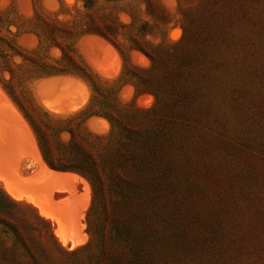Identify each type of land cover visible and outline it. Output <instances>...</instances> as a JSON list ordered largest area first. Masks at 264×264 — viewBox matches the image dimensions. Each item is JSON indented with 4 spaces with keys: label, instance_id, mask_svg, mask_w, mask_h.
<instances>
[{
    "label": "rangeland",
    "instance_id": "374dc122",
    "mask_svg": "<svg viewBox=\"0 0 264 264\" xmlns=\"http://www.w3.org/2000/svg\"><path fill=\"white\" fill-rule=\"evenodd\" d=\"M9 6L0 39L37 46L33 35L16 36L13 28L8 36L12 24L43 42L21 63L14 57L17 65L13 48L5 51L0 41V208L9 210H0V223L7 222L0 224V264H264V0H0V10ZM90 30L107 34L121 53ZM54 44L70 57L76 51L96 77L102 88L95 103H110L116 92L131 114H116L118 134L130 132L124 147L145 164L125 179L126 205H114L105 185L93 199L84 179L51 170L41 158L21 109L44 131L52 160L59 159L50 136L55 119L100 109L80 79H37L31 62L61 66L45 60L60 57ZM128 80L138 91L157 90L153 111H132L151 108L154 98L123 84ZM60 89L63 97L48 96ZM54 99L76 107L55 111ZM101 120L63 126L104 136L109 126ZM6 143H14L16 158ZM1 196L33 210L4 206ZM86 244L74 256L64 253Z\"/></svg>",
    "mask_w": 264,
    "mask_h": 264
},
{
    "label": "trees",
    "instance_id": "16d2710c",
    "mask_svg": "<svg viewBox=\"0 0 264 264\" xmlns=\"http://www.w3.org/2000/svg\"><path fill=\"white\" fill-rule=\"evenodd\" d=\"M58 1L60 2V0ZM84 4L86 3L84 2ZM11 7L12 6H9L7 8L0 10L1 11L0 17L2 13H7L8 10L11 9ZM88 7H90V5L86 4L85 8ZM11 28H13V32L14 34H16V36L30 34L37 39V46L34 49H30V50H26L20 47L15 41H14L15 43H12L9 41H5L4 38L0 39V41L3 42L5 51L8 50L6 49V47L9 49H11V47L13 48L11 49L14 52V54L11 55L12 61L14 57H18L20 59L19 62L21 63L24 59L23 55L25 54V51L34 53V51H36L41 46L43 41L39 36L38 32L33 30H24L18 32L19 29L12 24L6 27L5 33L8 36H12ZM182 30L184 31L183 28ZM89 33L105 39L106 41L111 43L119 51V53H121L120 50L114 45V41L104 32H101L99 30H90ZM54 48L59 51L60 57L52 58L47 54L48 52L46 51L47 55L45 60L49 62L52 61L58 63L61 66L59 67L58 65L55 64L49 65L48 62L42 63L41 65H38L36 61L31 62L32 66L34 65L36 68L35 71H37L38 74L37 79H45L51 77H65V76L75 77L77 79H80L83 83L87 85V87L91 91L92 94L91 103L97 105L100 109H94L85 115L84 113L86 110L82 109L78 113H75L68 117L55 119L54 121L55 125L51 126L52 130H50L51 133L50 136H53L55 139V149L57 150L59 159L52 160L47 156L48 143L44 131L42 130L40 125L34 120V118L30 117L26 112H24V110L20 108L24 118L26 119L32 130L34 131L37 147L40 151L41 158L51 170L58 172L72 173L84 179L91 187L93 199H95L96 196L98 195V191H99L98 188L100 186L104 188L103 185H105L107 191L112 195V199H114L112 202L114 205L115 204L126 205L127 202L130 200L129 198L130 196L129 193L125 192V188H127L126 186L127 182L125 179L130 178L134 174H138L140 172V166L145 164V162L142 160H140L141 163H138L135 160V156H133L132 153H129L128 150L124 147L126 142L132 138L130 132L127 131V134L125 133L124 135L118 134V129L121 128L120 119L122 118V116L120 115L118 117L116 114H118V111L123 112V115H127V114L131 115V114L126 110H124V108L119 106L120 103H118L115 97L116 92H113V95L111 97L112 101L110 103H103L101 100H99L100 101L99 104L95 103L94 99H98L99 92L101 91L102 88L101 85H99V83L97 82L96 77L90 72L89 68L80 58V56L76 53V51L75 53H72L70 57L65 53V51L59 45L54 44ZM51 49H53V47H50L48 51H50ZM132 51L138 52L142 54L144 57H146L150 62L152 63L154 62L153 58L149 54H147L144 50L136 47ZM13 63L15 62L13 61ZM20 63H15V64L19 65ZM146 69L139 68V71L145 72L147 71ZM121 75L124 76L123 71L122 74L120 73V76ZM129 75L132 74L129 72ZM123 84H129V85L131 84L132 86L135 87V85L129 80ZM135 89L137 94L151 95L154 98V104L149 109H141L134 107L132 108V111L141 114L149 113L155 109V106L158 103H160L161 97L158 95L157 90L154 91V90L143 89L138 91L136 87ZM4 90L7 91V94L10 97H12L11 93L8 90L6 89ZM108 90H110V88H108ZM13 100L16 102L15 99ZM17 106L20 107L18 104ZM34 111L37 116L39 115L42 118H51L46 112H43L39 108H35ZM91 117H99L104 119L108 123L109 132L106 135L102 136L86 131L83 132L80 130L79 127H76L77 128L76 130L75 128L71 129L70 127L65 128V126H63V123L65 124L71 121L74 122L77 121V123L78 122L83 123L85 120ZM131 122H133V120ZM62 133L68 134L67 141H63L60 138ZM123 148L125 151L124 154L122 153ZM1 199L3 200L2 205L10 206L9 208L21 207L29 211L33 210L29 206L8 201L3 196H1ZM0 210L3 211L4 213L5 211H9L7 208L4 207L0 208ZM34 218L44 227L46 233L49 234L50 232H49L48 224L36 213L34 214ZM5 223L7 222H1L0 224L5 226L4 225ZM11 233L13 235V239L17 243H20L21 247L23 248L25 244L22 238L20 237L19 233L14 228H12ZM88 246L89 245L86 244V246L78 248L74 251L64 252V253L69 256H74L78 254V252L84 251L86 248H88Z\"/></svg>",
    "mask_w": 264,
    "mask_h": 264
},
{
    "label": "bare ground",
    "instance_id": "6f19581e",
    "mask_svg": "<svg viewBox=\"0 0 264 264\" xmlns=\"http://www.w3.org/2000/svg\"><path fill=\"white\" fill-rule=\"evenodd\" d=\"M106 66V65H105ZM65 82H66V84H72L71 82L72 81H67V80H64ZM82 88V87H81ZM65 89H60V90H57V91H55L54 93H53V91L51 90V93H48V96L50 97V96H55V95H58V98H60V97H63L64 96V94L66 93L65 91H64ZM69 93V92H68ZM80 93V92H79ZM71 95V94H70ZM56 97V96H55ZM54 97V98H55ZM52 98V97H51ZM55 100V99H54ZM56 102H52L51 104H50V106L52 105V108L55 110V111H58V112H68V111H71V110H73L76 106H72V102L70 103V102H67V103H65L66 105H61V103L62 102H60L58 99H56L55 100ZM58 101V102H57ZM67 101V100H66ZM65 101V102H66ZM75 103V102H74ZM77 105V104H76ZM79 105V104H78ZM8 111V110H7ZM74 111V110H73ZM65 114V113H64ZM0 116H1V114H0ZM9 116H10V114H9ZM7 120V119H6ZM10 120H13L14 121V119H10ZM9 121V120H8ZM12 121V122H13ZM11 122V121H10ZM11 122V123H12ZM7 123H9V122H7ZM13 124V123H12ZM12 124L10 125H8L9 127H11L12 126ZM103 125V124H102ZM7 126V127H8ZM14 126V125H13ZM9 131H10V128H9ZM12 132H10V134H11ZM3 134V133H2ZM9 139V138H8ZM12 139V138H11ZM10 140V139H9ZM4 141V140H3ZM12 141V140H11ZM5 143V142H4ZM7 144V143H6ZM10 145V144H9ZM10 146H12V145H10ZM15 146V145H14ZM13 147V146H12ZM3 153V152H2ZM11 154V153H10ZM13 155H14V157L16 158V154H14L13 153ZM7 159V158H6ZM4 160V159H3ZM10 164V163H9ZM46 171V170H45ZM43 172V171H42ZM41 173V172H40ZM49 175H51L50 173H48ZM56 174V173H55ZM41 175V174H40ZM44 175V174H43ZM45 175H46V177H45V179L47 178V174L45 173ZM49 175H48V177H49ZM62 176V175H61ZM52 177H54V175H52ZM56 177H57V175H56ZM55 178V177H54ZM48 180H50L49 178H47ZM47 179L46 180H44L46 183H47ZM41 180V178H39V181ZM60 180V179H59ZM38 181V182H39ZM44 181L42 180V182H43V185H44ZM37 182V183H38ZM41 182V181H40ZM5 184V183H4ZM41 184V183H40ZM55 184H57V183H55ZM8 185V184H7ZM46 185V184H45ZM37 187H38V184L36 185ZM13 187V186H12ZM16 187V186H15ZM46 187H47V185H46ZM55 187V186H54ZM17 189H19L18 187H16ZM40 188V187H39ZM60 188V187H59ZM12 189V188H11ZM22 189V188H21ZM14 190H16V189H14ZM8 191H10V193H11V191L12 190H8ZM17 191V190H16ZM15 191V193H14V191L12 192V194H15L16 196H20L19 194H16L17 192ZM22 192V191H21ZM20 193V192H19ZM24 193V192H23ZM40 193V192H39ZM25 194V193H24ZM23 194V195H24ZM33 194V193H32ZM35 194V193H34ZM22 195V196H23ZM13 197H14V195H13ZM24 197V196H23ZM26 197V196H25ZM20 198V197H19ZM35 198H38V196H36ZM48 200V199H47ZM34 202V201H33ZM35 205V204H34ZM45 211V210H44ZM47 211V210H46ZM51 216V215H50ZM58 216V215H57ZM64 216V215H63ZM55 218V217H54Z\"/></svg>",
    "mask_w": 264,
    "mask_h": 264
},
{
    "label": "crops",
    "instance_id": "0c3cea01",
    "mask_svg": "<svg viewBox=\"0 0 264 264\" xmlns=\"http://www.w3.org/2000/svg\"><path fill=\"white\" fill-rule=\"evenodd\" d=\"M74 110V109H73ZM97 121H95V123L93 122V124H99V120L100 119H96ZM103 123H106L104 120H101ZM97 122V123H96ZM12 145V146H10V145ZM9 144H6V150H7V154H8V156L9 157H12V158H14V155H13V153L14 154H16V150H15V146H14V143H9ZM11 153V154H10ZM64 175V174H63ZM60 193H62V192H60V191H55L54 193H53V195H56V194H60ZM69 208H71V206H69Z\"/></svg>",
    "mask_w": 264,
    "mask_h": 264
}]
</instances>
